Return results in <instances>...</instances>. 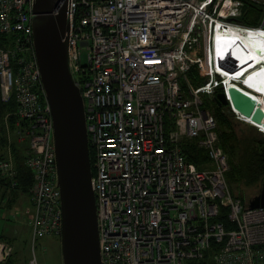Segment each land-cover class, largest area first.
<instances>
[{
    "label": "built area",
    "instance_id": "obj_1",
    "mask_svg": "<svg viewBox=\"0 0 264 264\" xmlns=\"http://www.w3.org/2000/svg\"><path fill=\"white\" fill-rule=\"evenodd\" d=\"M64 1L69 65L85 104L101 264H187L203 259L213 243L215 264H264V206L250 208L233 194L229 157L207 106L223 89L233 117L264 131L233 106L214 51L218 23L223 30H264V15L255 27L241 17L248 4L264 9V0ZM33 5L0 0V101L14 93L17 115L29 123L35 241L61 236L63 213ZM188 143L206 152L202 168L186 159ZM14 171L11 159L0 161V181ZM11 254L0 239V264ZM29 264L41 263L33 256Z\"/></svg>",
    "mask_w": 264,
    "mask_h": 264
},
{
    "label": "water",
    "instance_id": "obj_2",
    "mask_svg": "<svg viewBox=\"0 0 264 264\" xmlns=\"http://www.w3.org/2000/svg\"><path fill=\"white\" fill-rule=\"evenodd\" d=\"M57 8L58 13H54ZM32 24L36 59L54 124L63 213V264H101L85 104L69 65L66 2L34 0ZM227 89L233 106L246 118L264 126V108L256 95L233 82ZM215 101L219 106L228 104L225 93L216 96ZM247 204L250 208L264 206V187Z\"/></svg>",
    "mask_w": 264,
    "mask_h": 264
},
{
    "label": "trees",
    "instance_id": "obj_3",
    "mask_svg": "<svg viewBox=\"0 0 264 264\" xmlns=\"http://www.w3.org/2000/svg\"><path fill=\"white\" fill-rule=\"evenodd\" d=\"M246 7L247 9L250 7L251 11H254L256 14L264 10L253 4H248ZM242 21L254 27L259 23L257 20L248 21L245 18ZM0 40L4 44L5 37L0 36ZM190 75L197 77L191 72ZM222 93H224L223 89H219L215 97ZM14 96L13 93L8 102L0 101V161L5 160L8 155V158L12 160L15 168V180L3 179L4 181L2 180V183L0 182L1 184L8 185L12 189L8 197L7 207L8 205L10 207L12 206L19 192H25L31 195V188L34 183V173L26 165V159L30 151L29 139L28 144L25 146H22V144L16 141L19 132L23 136H26L24 132L29 123L25 119H19L17 115L18 103ZM215 97L212 100L210 99L207 106L217 118L221 145L228 154V157L230 154L234 155L236 153L239 162L236 165L229 157L230 170L227 173V181L233 194L239 196L243 201H246L240 194L235 193L234 189L240 188L237 185L238 182H242L243 184H254L260 180L264 182V134L255 127H253L255 132H251V135H246L242 130H238L235 125V121L238 120L233 117L226 105L219 106L215 101ZM8 148L10 151H6ZM183 153L186 159L189 162L195 163L198 168H202L207 163L208 157L206 152L194 144H186L183 148ZM13 183L16 185L13 186ZM224 217L222 215V220H224ZM216 249L213 243L212 249L206 252L203 259L189 261L187 264H215L213 255Z\"/></svg>",
    "mask_w": 264,
    "mask_h": 264
},
{
    "label": "rangeland",
    "instance_id": "obj_4",
    "mask_svg": "<svg viewBox=\"0 0 264 264\" xmlns=\"http://www.w3.org/2000/svg\"><path fill=\"white\" fill-rule=\"evenodd\" d=\"M262 15H264V10L261 13L256 14L254 13V11H251L250 7H248V9L246 7L241 17L243 20L245 18L248 21L257 20L259 22L260 17ZM79 54L81 64L85 66L87 64L88 57L87 47H81ZM260 54L262 53H255L256 56H259ZM75 78L76 80L80 79L78 75H76ZM203 81L204 79L202 80V82ZM238 84L240 85V83ZM259 97L263 100L261 96ZM235 125L238 130H242V132L246 135H251V132H255L252 126L246 125L245 123L235 121ZM18 134L19 135L16 139L17 143L22 144V146L27 145L28 138L26 136H23L21 132H19ZM6 151H10V149L8 148ZM229 157L236 163V165L239 163L238 156L236 153L234 155L230 154ZM6 159H9L8 155L6 156ZM14 177L15 171L13 175L6 179L15 180ZM1 183L0 237L5 241L7 240L9 242H13L14 244L15 249L13 253V259L15 260L13 264H28L29 260L33 256H35L41 264H63L61 236L55 234L38 235L35 241H33V228L36 217V205L33 203L31 195L29 193L19 192L17 195V198L19 199H16L14 206L10 207L8 205L7 207L8 197L11 194L12 189L8 185ZM237 185L240 188H235L234 192L240 194L246 200L245 204H247L248 200L256 197L261 193L264 187V182H262L261 180L254 184H243L242 182H238Z\"/></svg>",
    "mask_w": 264,
    "mask_h": 264
},
{
    "label": "bare ground",
    "instance_id": "obj_5",
    "mask_svg": "<svg viewBox=\"0 0 264 264\" xmlns=\"http://www.w3.org/2000/svg\"><path fill=\"white\" fill-rule=\"evenodd\" d=\"M214 46L217 68L224 74L226 83L244 81L249 88L244 89L256 95L264 106V98L257 95H264V30L238 31L231 26L223 30L218 23ZM256 52L262 54L256 56Z\"/></svg>",
    "mask_w": 264,
    "mask_h": 264
},
{
    "label": "crops",
    "instance_id": "obj_6",
    "mask_svg": "<svg viewBox=\"0 0 264 264\" xmlns=\"http://www.w3.org/2000/svg\"><path fill=\"white\" fill-rule=\"evenodd\" d=\"M16 199H19V198H16ZM14 204H15V202L14 203H12V206H14ZM11 206V207H12ZM2 240H4V239H2ZM5 241V240H4ZM5 242H7L10 246H11V248H12V255H10V257L8 258L9 260H7L6 262H5V264H13L14 263V260L15 259H13L14 257H13V253H14V244H13V242H9V241H5ZM30 261V260H29ZM28 264H29V262H28Z\"/></svg>",
    "mask_w": 264,
    "mask_h": 264
},
{
    "label": "flooded vegetation",
    "instance_id": "obj_7",
    "mask_svg": "<svg viewBox=\"0 0 264 264\" xmlns=\"http://www.w3.org/2000/svg\"><path fill=\"white\" fill-rule=\"evenodd\" d=\"M261 132L264 134V131H263V130H262ZM90 158H91V157H90ZM92 162H93V161H92V159H91V163H92ZM92 168H93V166H92ZM92 171H93V169H92Z\"/></svg>",
    "mask_w": 264,
    "mask_h": 264
}]
</instances>
